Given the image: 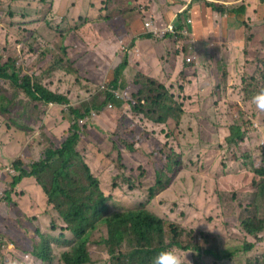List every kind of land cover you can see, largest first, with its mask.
<instances>
[{"label": "rangeland", "instance_id": "rangeland-1", "mask_svg": "<svg viewBox=\"0 0 264 264\" xmlns=\"http://www.w3.org/2000/svg\"><path fill=\"white\" fill-rule=\"evenodd\" d=\"M210 1L222 6L223 13L205 9L197 0H191L192 5L186 0H0V55L3 61L14 59L17 68L35 74L48 88L66 93L80 109L96 97L101 101L113 89L114 69L129 57L117 80L122 104L94 109L80 123L77 149L109 196L108 211L144 204L184 225L186 237L197 236L193 241L202 248L197 253L173 249L183 264H264V230L251 236L241 225L242 216L251 209L264 217V203L251 206L255 186L249 173L264 159V95L248 93L243 85L248 77H257L260 64L264 70V0ZM239 6L241 16L226 15L225 11ZM206 11H212L211 27L200 19ZM176 14L189 30L186 36L166 29ZM146 18L160 28L159 35L149 37L154 43L152 55H162L164 60L147 73L130 64V50L142 37ZM197 25L202 30L198 37L209 40L203 42L211 48L208 52L198 49L199 41L190 46L188 35ZM182 48V58L194 57L191 67L170 72L166 63L175 69L174 59ZM59 56L61 68L49 71ZM69 67L73 73L67 72ZM139 72L164 80L177 99L184 100L186 112L178 138L168 133L164 123L136 112L127 101L137 90L133 81L140 79ZM0 97L9 105V111L0 112V264H64L61 255L72 247L74 235L64 229L34 177L24 178L15 188L9 214L1 212L7 173L16 174L12 162L21 159L29 167L39 160L47 146L67 137L72 114L63 105L30 101L1 78ZM121 115L126 125L129 117L140 127L131 137L144 136L136 153L113 135ZM237 116L248 129L238 143L225 144L224 131ZM164 143L180 152L182 165L171 186L150 198L147 186L154 178L150 164L154 157L149 153ZM143 167L147 174L140 176ZM106 232L105 226L93 232L88 264H111L110 255L98 244ZM44 237L50 242L52 263L30 255L34 243L40 245ZM247 243L250 249L243 250ZM208 247L216 249L217 260L202 251Z\"/></svg>", "mask_w": 264, "mask_h": 264}, {"label": "trees", "instance_id": "trees-1", "mask_svg": "<svg viewBox=\"0 0 264 264\" xmlns=\"http://www.w3.org/2000/svg\"><path fill=\"white\" fill-rule=\"evenodd\" d=\"M197 1L203 2L205 9L210 8L219 13L224 11L222 6L215 5L213 1ZM188 2H191V0H186V3ZM242 10L243 7L239 6L228 9L225 13L226 15L237 13L241 16ZM200 15L202 16L201 13ZM209 18H212V11L209 12ZM183 29L184 27L181 24L179 25L178 17L177 31ZM144 35L153 37L152 33L142 34V36ZM134 42L131 43L132 46H134ZM62 49L64 53L68 54L65 46H62ZM183 52V48L178 50L176 56H181ZM128 59L129 57H126L114 69L115 78L110 82L113 89L119 87L117 80L129 64ZM192 61L193 59L188 61L183 58L184 69L181 71L191 67ZM62 62L63 59L60 56L55 57L54 64L49 71L61 68ZM67 72L73 73L74 70L69 67ZM138 75L140 79L136 78L133 81V84L137 86V90L127 97V101L132 103L136 112L143 113L145 117L156 123H164L169 129L168 133L178 138L182 119L186 112L183 104L184 100L179 101L176 95L157 78L147 76L143 72H139ZM0 78L9 80L19 91H23L30 101L63 105L72 114L67 137L47 146L39 160L31 162L29 167H26L21 159L12 162V168L16 171V174L7 173L9 181L7 183L3 182L4 202L2 204V214L4 211L9 214V208L13 202L12 193L21 181L26 177H34L43 187L48 203L53 205L55 211L62 218L64 229L74 235L72 247L61 255L64 264L90 263L89 245L92 242V235L95 230L102 226L106 227L107 232L102 235L98 244L110 255L111 264H151L154 254L162 249H190L196 253L197 250H201V245L197 241H193L197 236L196 238L195 236L186 237L184 225L157 214L144 204L134 208L108 211L109 196L101 188L100 180L94 175L84 154L77 149V146L82 138L81 121L89 117L94 109H102L108 104L121 105L122 102L117 98V94L109 89L105 92L101 101L96 97V99H91L88 104H85L83 109L77 108L71 104L70 97L66 93L48 88L35 74H29L17 68L14 59L3 61L1 55ZM243 85L244 90L248 93L255 96L264 95V70L261 68V64L257 67V77H248ZM7 103L6 100L0 97V112L9 111ZM19 114L25 115L24 112H19ZM126 118L128 120L127 125L124 115L120 116L113 135L127 150L136 153L140 151L138 144L143 142L144 136L140 134L131 137V134L140 127L137 122L130 120L129 117ZM245 123L246 121L243 122L241 116L234 118L224 131V143H238L248 129ZM243 125L244 129H242ZM143 133L145 132L143 131ZM50 141L49 139L47 144ZM119 155L121 157L122 153H119ZM149 155L154 157V160L150 163L154 178L147 186V192L148 196L153 198L160 191L171 186L181 168L182 159L180 152L168 143L154 148ZM147 170V167L141 168L140 176H145ZM249 173L252 184L255 186L251 206L256 208V204L264 203V159L258 164H254ZM116 177L114 178L116 179ZM126 180L129 187L134 189L135 186L130 178ZM113 182L114 185H117L115 180ZM241 225L248 235L254 236L264 230V217L256 215L251 209L249 213L242 216ZM44 240L45 242L43 241L40 245L34 243L30 255L44 263H52L53 260L48 254L50 242L45 237ZM250 247L251 243H247L242 246V249L248 250ZM202 251L213 256L214 259H218L219 254L216 249L208 247Z\"/></svg>", "mask_w": 264, "mask_h": 264}, {"label": "crops", "instance_id": "crops-1", "mask_svg": "<svg viewBox=\"0 0 264 264\" xmlns=\"http://www.w3.org/2000/svg\"><path fill=\"white\" fill-rule=\"evenodd\" d=\"M192 4L193 3L191 2V5ZM193 10H194V7H193ZM209 12L210 11H206V13L204 15L200 16V19L202 20V25L211 27L212 20L209 18ZM158 16H160V14ZM172 18L174 20L176 18V15ZM146 20H148V19L146 18L145 21ZM144 22H143V24H144ZM131 23H132V26L134 27V23H136V18H135L134 22L132 21ZM133 27L131 30H133ZM143 30H144L143 34L150 33L147 31L145 24H144ZM188 31L189 30H185L186 33H188ZM201 34H202V30L199 27V25L196 26V29L194 28V33H192V31H191V33L189 32L188 37L192 36V43L190 44V46L193 47L192 45L195 44L196 41H199L200 43H198V45H197L198 49L205 51V52H208L209 49H211V48L209 47V45L204 46L203 42L207 43V42H209V40H204V38L198 37ZM161 36H162V34H161ZM152 41L153 40L151 38L144 35L141 38H139V40L136 42V45L130 50V64L132 66H134V68L136 70H141V71H144L145 73H147L149 67L155 66V65H162V64H160L162 61H164L161 58L162 55H158V54L152 55V51H154V43ZM174 61H175V64H174L175 69H172V68L170 69L168 67V65H169L168 62L166 63L167 69L170 72L177 73L178 71H181L183 66H184L183 58L181 56H177V58H175ZM167 74H170V73H165V76H170Z\"/></svg>", "mask_w": 264, "mask_h": 264}, {"label": "clouds", "instance_id": "clouds-1", "mask_svg": "<svg viewBox=\"0 0 264 264\" xmlns=\"http://www.w3.org/2000/svg\"><path fill=\"white\" fill-rule=\"evenodd\" d=\"M178 16H179V14H176V18ZM175 19L166 26V29L169 30L170 32H173L175 35L177 33H182L183 35L186 36L187 33L185 32V30H187V29H186L185 22L182 23L181 20L179 19V25L181 24L184 27V29L181 30V31H177V20H175ZM146 21H148V20H146ZM146 21L144 22V24H145V27L147 28V31L152 33L153 36H155V34L159 35V32L155 33L153 30L149 29L148 26H146ZM171 24L174 26L173 30L169 29V25H171ZM153 26H154V24H153ZM156 26H157V30L159 31L160 30L159 26L158 25H156ZM110 91H112L115 94H117V97L120 96L118 90L110 89ZM108 106L111 107L112 105L108 104ZM151 264H183V262H182V260L180 258V255L175 250H173V249H162V250H160V251H158L157 253L154 254V256L151 259Z\"/></svg>", "mask_w": 264, "mask_h": 264}, {"label": "built area", "instance_id": "built-area-1", "mask_svg": "<svg viewBox=\"0 0 264 264\" xmlns=\"http://www.w3.org/2000/svg\"><path fill=\"white\" fill-rule=\"evenodd\" d=\"M146 26H148L149 29L153 30L155 33L158 32L157 28L153 26V22L151 20L146 21ZM173 28L174 26L172 24L169 25V29L173 30ZM193 58H194L193 56H187L186 59L189 61V60H192ZM262 144L264 145V138L262 139Z\"/></svg>", "mask_w": 264, "mask_h": 264}]
</instances>
